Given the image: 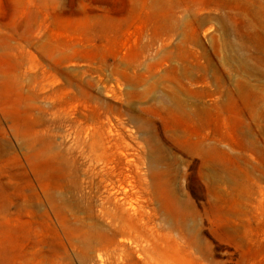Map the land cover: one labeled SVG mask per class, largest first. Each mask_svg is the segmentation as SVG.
Masks as SVG:
<instances>
[{"label": "rangeland", "instance_id": "374dc122", "mask_svg": "<svg viewBox=\"0 0 264 264\" xmlns=\"http://www.w3.org/2000/svg\"><path fill=\"white\" fill-rule=\"evenodd\" d=\"M0 264H264V0H0Z\"/></svg>", "mask_w": 264, "mask_h": 264}]
</instances>
